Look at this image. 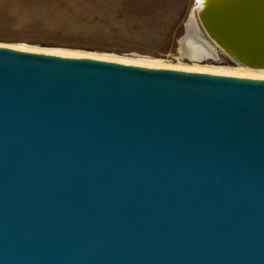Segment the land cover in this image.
<instances>
[{"label": "water", "instance_id": "water-1", "mask_svg": "<svg viewBox=\"0 0 264 264\" xmlns=\"http://www.w3.org/2000/svg\"><path fill=\"white\" fill-rule=\"evenodd\" d=\"M264 68V0H198ZM0 264H264V79L0 45Z\"/></svg>", "mask_w": 264, "mask_h": 264}, {"label": "rangeland", "instance_id": "rangeland-1", "mask_svg": "<svg viewBox=\"0 0 264 264\" xmlns=\"http://www.w3.org/2000/svg\"><path fill=\"white\" fill-rule=\"evenodd\" d=\"M193 4L194 0H0V45L159 60L168 66H242L219 50L216 59L201 57L195 62L181 55L179 40Z\"/></svg>", "mask_w": 264, "mask_h": 264}, {"label": "bare ground", "instance_id": "bare-ground-1", "mask_svg": "<svg viewBox=\"0 0 264 264\" xmlns=\"http://www.w3.org/2000/svg\"><path fill=\"white\" fill-rule=\"evenodd\" d=\"M198 0H194V4L192 6V10L188 14L187 20L184 24V36L179 40V47L182 56L187 57L192 62L199 61L200 58H212L216 59L217 52L214 47L209 43L208 40H205L200 28L199 23L197 22V12L199 10ZM19 50L32 51V52H41V53H49L55 54L62 57H89L100 59L104 61H115L119 63H125L130 65H137L143 67H151V68H168V69H178L199 73H210V74H218V75H229V76H239V77H248L255 79H264V70H256L252 68H248L244 66L238 67H214V66H206V65H198V64H182L180 62L174 66H168L159 60H145V59H125L115 55H96V54H86L81 52H75L70 50H37L24 46H12ZM192 47V48H191ZM203 49L201 53H199V49ZM191 49H193L191 51ZM197 51L201 56L198 57L199 54L195 53Z\"/></svg>", "mask_w": 264, "mask_h": 264}]
</instances>
